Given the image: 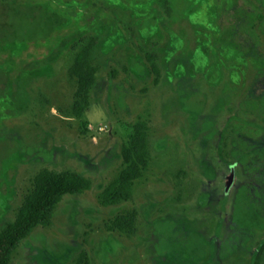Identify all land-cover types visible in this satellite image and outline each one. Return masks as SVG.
I'll list each match as a JSON object with an SVG mask.
<instances>
[{"label":"rangeland","instance_id":"obj_1","mask_svg":"<svg viewBox=\"0 0 264 264\" xmlns=\"http://www.w3.org/2000/svg\"><path fill=\"white\" fill-rule=\"evenodd\" d=\"M259 4L0 0V228L39 170L90 183L64 196L9 264H76L81 253L86 264L253 262L264 242V114L242 102L264 89ZM85 47L98 72L75 116L67 72ZM137 122L147 168L126 202L101 207L98 194L124 168L120 149ZM125 214L130 229L109 232ZM216 226L198 255L190 243L208 241Z\"/></svg>","mask_w":264,"mask_h":264},{"label":"trees","instance_id":"obj_2","mask_svg":"<svg viewBox=\"0 0 264 264\" xmlns=\"http://www.w3.org/2000/svg\"><path fill=\"white\" fill-rule=\"evenodd\" d=\"M259 5L264 11V0H259ZM264 19V13L262 14ZM259 18V17H258ZM263 55V52L262 54ZM261 57V56H260ZM154 76L157 71L154 65H149ZM98 65L90 57V49L82 48L74 56L71 67L67 72L68 79L72 82L73 91L71 94V111L75 116H80L86 108L88 94L95 83ZM242 108L250 111L256 117L264 114V89L256 95V98H249L244 101ZM120 157L124 168L118 173L116 178L98 194L97 201L101 207L117 205L129 199V193L133 182L138 180L147 168L148 153L146 145V134L144 126L136 123L126 132V143L120 149ZM90 187L89 181L70 171H54L50 169L39 170L31 179L30 186L24 196L20 206L17 208L12 221L6 222L0 228V264H9L12 252L18 244L35 227H47L55 206L66 195H77L87 191ZM220 208L223 202H220ZM107 230L123 231L130 229V217L128 214L117 216L110 222ZM219 233V227L214 229L213 236L209 240L202 242L195 239L190 243L191 248H196L198 255L202 253L203 245H209L215 241L214 235ZM222 242L217 241V248H223ZM189 251L187 248H185ZM264 249V242L259 251ZM166 250V249H165ZM161 259L165 260V251ZM161 254V253H160ZM192 257V256H190ZM165 258V259H164ZM166 261V260H165ZM86 264L84 254H80L76 264Z\"/></svg>","mask_w":264,"mask_h":264},{"label":"flooded vegetation","instance_id":"obj_3","mask_svg":"<svg viewBox=\"0 0 264 264\" xmlns=\"http://www.w3.org/2000/svg\"><path fill=\"white\" fill-rule=\"evenodd\" d=\"M259 44V43H258ZM258 47H259V45H258ZM260 48V47H259ZM262 49H261V51L260 50H258V52H257V55L260 57H262ZM246 101V100H245ZM244 102V101H243ZM243 102H242V104H243ZM264 170V168H261L260 169V171H263ZM259 181H261V182H263L264 181V173H260V179H259ZM225 194V193H224ZM261 194L263 195L261 198L263 199L264 198V191H262L261 192ZM226 195V194H225ZM233 235H234V237H236V234H234L233 233ZM237 238H239V237H237ZM263 245V244H262ZM262 245L260 246V247H262ZM259 247V248H260ZM261 252H262V250L261 251H259V249L258 250H256L255 252H254V260H253V262L251 263V264H259V258H260V254H261Z\"/></svg>","mask_w":264,"mask_h":264}]
</instances>
